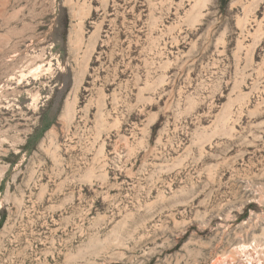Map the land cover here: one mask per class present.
Here are the masks:
<instances>
[{"label": "rangeland", "instance_id": "1", "mask_svg": "<svg viewBox=\"0 0 264 264\" xmlns=\"http://www.w3.org/2000/svg\"><path fill=\"white\" fill-rule=\"evenodd\" d=\"M240 244L264 264V0H0V264Z\"/></svg>", "mask_w": 264, "mask_h": 264}, {"label": "bare ground", "instance_id": "2", "mask_svg": "<svg viewBox=\"0 0 264 264\" xmlns=\"http://www.w3.org/2000/svg\"><path fill=\"white\" fill-rule=\"evenodd\" d=\"M238 248H233L234 250H237L238 252H239V259H238V262H239V264H242L243 263V261L244 260H242V258L244 257V256H246L245 254L247 253V250H246V246H244V245H242V244H240L239 246H237ZM248 249V248H247ZM236 252V251H235ZM238 252H237V254H238ZM236 254V255H237ZM248 256V255H247ZM248 258V257H247ZM231 259V258H230ZM235 259V258H234ZM246 260V259H245ZM238 264V263H237Z\"/></svg>", "mask_w": 264, "mask_h": 264}]
</instances>
